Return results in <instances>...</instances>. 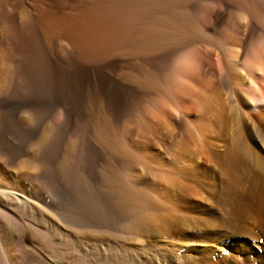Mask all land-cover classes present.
Here are the masks:
<instances>
[{"label":"rangeland","instance_id":"1","mask_svg":"<svg viewBox=\"0 0 264 264\" xmlns=\"http://www.w3.org/2000/svg\"><path fill=\"white\" fill-rule=\"evenodd\" d=\"M42 2V7L61 13L56 0ZM152 4V0H130L107 13L97 12L90 23L96 30L91 32L86 26L73 29L76 26L69 17L70 27L64 28L66 20L60 28L63 34L78 38L80 45L75 50L63 41L58 55L62 63L78 68L58 73L6 71L22 62L48 61L40 58L32 28L8 23L10 11L1 15L0 75L5 81L0 86V260L6 257L14 264H28L30 257L41 255L56 260V248L61 246L62 264H111L112 260L124 264H264V230L254 219L245 218L238 227L224 226L236 213L255 217L251 205L256 204L258 189L250 175L231 184L219 162L238 130L264 158V148L257 142V137L264 141V58L242 59L245 72L238 79L219 69L216 59L203 60L216 70L209 79L198 72L194 59L177 62L187 77L210 80L219 99L207 116L199 104L189 112L193 128L187 124L184 135H190L188 155L195 158V173L190 176H158L162 149L156 140L145 149L143 130L136 133L131 127L130 136L117 130L121 141L129 140L135 155L132 160L112 153L97 140V128L106 119L113 125L126 119L136 124L139 116L157 122L161 103L153 98V91L133 82L129 70L113 67L117 61L128 67L136 65L123 49L133 28L151 19ZM208 8L201 6L202 10ZM38 35L49 53L47 39L40 32ZM263 41L258 39L259 45L253 47L264 50ZM56 56L51 54L49 60ZM173 77L179 87L200 94L198 85ZM169 88L182 101L187 100L183 89ZM173 113L179 120L180 114ZM172 161L167 156L162 162L170 165ZM107 174L119 177L129 188L145 191L140 200L150 201L151 206L141 208L147 206L154 221L146 222L136 212L134 205L139 203L128 205L111 187ZM131 223L135 230L129 227ZM136 233L146 236L147 242L135 240Z\"/></svg>","mask_w":264,"mask_h":264},{"label":"bare ground","instance_id":"2","mask_svg":"<svg viewBox=\"0 0 264 264\" xmlns=\"http://www.w3.org/2000/svg\"><path fill=\"white\" fill-rule=\"evenodd\" d=\"M56 1L62 8L60 14L53 10L42 7L39 4L44 3L42 2V0H0V16H3L4 11H10L11 16H6V19H8V23L10 22L14 26L18 24H25L27 27L32 28L33 31H35V33L37 34H35V36H37L38 38L37 44H39V50L42 54L40 58L43 57L44 59H46V61H48V63L44 62V64H28L26 62H22L21 64H14L12 67L9 66L6 71H49L58 73L67 71L70 68H76L62 63V58L58 55L60 48L59 43L63 41L67 42V46L71 47L72 49H75L80 45L78 38L76 39L73 34H63L64 29L62 30L60 28L62 24H64L63 22L66 20L68 22H66L68 24L67 27L64 28H68L70 27V24H72L73 26H76V28L73 29L77 31V29L79 30L81 26H86V29L91 32L93 27L90 25V23H92V19H96L94 17L97 12L102 11L107 13L111 11L115 5L117 6V4H125L130 0ZM152 1L153 8L149 12L151 15V19H148L149 21L146 19L148 22L145 21L146 23H143L144 25L133 28L132 33L130 34V39L123 49V53L131 56L136 65H134L133 67H128V64L127 66L122 64V62L117 61L113 65V67L117 70H129L128 74L131 76L133 82H135L142 88L153 91V98L155 97L158 102L161 103V109H159L160 111H158L159 117L156 116V118H158L157 122L152 121L151 123L148 121V119L139 116L135 121L136 124L133 122V120L129 123L126 119L127 121L117 120V123L113 125L114 122L110 123V121L106 119L102 124L98 126L96 136L99 143L107 149H110L111 152L115 151L117 153L124 154L126 157L123 155L122 156L129 159L130 157H135L134 152L132 149H130L131 147L129 148V145L127 143V141L129 140L121 141L123 139L118 138L120 136L117 135V130H119L118 132H124L125 134H127V136L132 135V129L134 130V128L137 130L136 133L138 132V130H143L146 136L145 139L147 140V142L145 143V149H149L151 147L152 140H156L159 147H161L160 149H162L161 155H158V161L161 162L160 166L158 167L160 168L158 176L163 179H169L174 175L180 177L190 176L192 173H195V169H193L192 165V163L195 161V158L193 154L188 155L187 148L190 143V135L188 137L184 135V132L187 129L185 128L186 125L188 124L192 126L188 119L189 112L193 109L195 104H199L202 109V113L207 116L210 112H212L214 104L219 101L217 93L215 92V90H213L214 88H212L213 83L208 80V76L214 75L216 70L211 64L203 62V60H218L220 65L219 69L224 70V72L226 70V72H228L229 74L232 73L238 79V75L245 72V68L243 69L241 65L242 59L253 58L258 60L260 58H264V50H262L263 48L256 49L253 47L255 46V43L257 44L258 39L264 40V0ZM133 3L134 2L131 1V4ZM203 5L209 8L207 10H202L201 6ZM2 16L0 17L1 19L4 18ZM69 17L73 18L72 21L74 23H70V20L68 19ZM1 19L0 23L3 20ZM94 30H96V28ZM38 32H40L41 35H44V38L47 39V42H45L48 43L46 47L48 48L47 51L49 53L45 52L46 50L43 46L44 44L41 43ZM53 33L58 36H54L53 38ZM34 37L33 42L35 40ZM90 37L89 39H91ZM34 43H36V41ZM100 44L102 45V43ZM258 45L259 44H257L256 46ZM38 54L37 56L40 55ZM49 54L50 56L51 54H56V59H54L53 61L49 60ZM36 59H38V57ZM188 59H194L197 65L198 72L200 74H203L205 78L207 77L208 79L201 80L187 77L183 69L177 66V62L179 63L180 61H186ZM172 60L173 62H171ZM81 69L83 71L86 69L88 70V68L86 67H82ZM173 76H181L185 81H190L191 83L198 85L201 91L200 94L196 96L192 91L185 88V86H180V88L177 78H174ZM4 81L5 79L3 75H0V86L4 83ZM169 86H173V90H177V88L183 89L184 94L187 96V100L182 101L176 91L175 94H172ZM228 94L231 96H236L233 91L228 90ZM175 110L180 114V117L178 118L179 120L174 119L175 117L173 112ZM137 120L140 122L141 126L137 124ZM132 124L134 125V127L132 126ZM257 139L258 145L264 148V141L262 139H259L258 137ZM141 152L144 151L142 150ZM136 155H139V153H136ZM167 156L172 157L173 164L169 165V163L165 164L162 162ZM142 161H144V159ZM146 161L147 160H145L144 162ZM219 162L220 170L222 171L223 176L231 184H238L244 180L245 175H250L252 184L258 189V195L255 198L256 204H250L255 212V217L243 216L236 213L234 214L232 220L228 221V223L226 222L224 226L235 225L236 227H238L241 226V222L243 220H246L245 218H251L254 219L253 222H255V224L257 223L259 227L264 230V158L258 155L249 146L244 133L238 130L233 135L232 140L229 142L226 151L220 158ZM108 175L109 174H107V176ZM0 176H2L1 173ZM108 179L111 187L117 194L125 199L128 205L132 206L134 203H139L137 207L135 205L134 207L136 209V212H139L141 214L140 216H143L146 222L154 221L148 210H145L148 205L151 206V202L147 200L143 203L140 200L141 194L145 191H142V189L138 188L132 189L127 187L126 185L122 184L119 177L110 176ZM175 180H177V178ZM110 185L108 183V187ZM146 188L148 187H145V189ZM20 197L25 200V197H23L22 195ZM23 203L24 202H22V204ZM25 203L27 205L28 201ZM143 205L147 206H144L145 208H141V206ZM129 227L135 230L132 223L129 225ZM136 228L138 227L136 226ZM31 234L33 235L34 233ZM92 234L93 233H91V235ZM93 237L95 239L94 234L92 235V238ZM30 238L31 237H29V240ZM33 238H36L35 234ZM134 238L137 241H141L144 243L147 242L145 241L146 236H143L140 233H136V236ZM36 239H38V237ZM57 247L59 249L56 248V260H51L44 255H41L39 257L37 256L36 258L32 256L30 257V261L28 264H62V249H60L61 246ZM22 249H25L24 246L22 247ZM23 250L21 251L23 252ZM24 253H26V251ZM26 256L28 258V254ZM91 258L94 257L91 256ZM11 262L12 261H8L6 257L0 260L1 264H14V262ZM95 263L97 262L95 261ZM109 263L110 262H108L107 264ZM111 264H124V262L120 260H112Z\"/></svg>","mask_w":264,"mask_h":264}]
</instances>
